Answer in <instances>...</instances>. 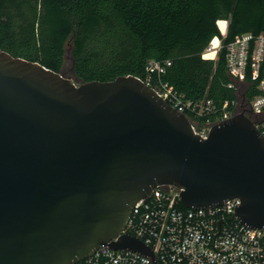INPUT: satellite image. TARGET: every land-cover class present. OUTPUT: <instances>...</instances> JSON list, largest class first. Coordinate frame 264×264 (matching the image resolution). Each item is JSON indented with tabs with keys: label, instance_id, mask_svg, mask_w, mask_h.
Returning <instances> with one entry per match:
<instances>
[{
	"label": "water",
	"instance_id": "1",
	"mask_svg": "<svg viewBox=\"0 0 264 264\" xmlns=\"http://www.w3.org/2000/svg\"><path fill=\"white\" fill-rule=\"evenodd\" d=\"M157 186L186 208L238 198V220L264 231V137L239 113L203 140L137 77L79 84L0 49V264L152 256L120 232Z\"/></svg>",
	"mask_w": 264,
	"mask_h": 264
},
{
	"label": "trees",
	"instance_id": "2",
	"mask_svg": "<svg viewBox=\"0 0 264 264\" xmlns=\"http://www.w3.org/2000/svg\"><path fill=\"white\" fill-rule=\"evenodd\" d=\"M219 20L228 23L224 37ZM246 33L264 36V0H0V49L13 57L60 72L71 39L79 84L121 76L145 82L148 61H170L159 81L217 109L237 99L227 87L226 46ZM215 37L216 58L203 59ZM243 79L250 101L259 94L257 81L249 71Z\"/></svg>",
	"mask_w": 264,
	"mask_h": 264
},
{
	"label": "built area",
	"instance_id": "3",
	"mask_svg": "<svg viewBox=\"0 0 264 264\" xmlns=\"http://www.w3.org/2000/svg\"><path fill=\"white\" fill-rule=\"evenodd\" d=\"M224 23L225 33L219 30L223 37L228 26ZM210 44L206 51L210 50ZM220 47L219 41L216 53ZM225 61L229 89L237 91L236 83L245 86L243 78L247 71L250 81H257L259 94L245 100L239 113L264 137V36L246 33L236 37L226 46ZM170 65V61H148L144 83L173 109L191 114L188 119L192 130L201 139H207L212 126L236 115L237 99L231 104L224 102L217 109L210 100H185L159 81L158 77ZM154 75L157 80H153ZM179 204L177 188L157 186L132 207L120 236L127 234L138 239L150 248L152 256L103 245L77 264H264V231L247 228L238 220L235 207L240 206V199L233 198L207 209L183 205L181 208Z\"/></svg>",
	"mask_w": 264,
	"mask_h": 264
},
{
	"label": "rangeland",
	"instance_id": "4",
	"mask_svg": "<svg viewBox=\"0 0 264 264\" xmlns=\"http://www.w3.org/2000/svg\"><path fill=\"white\" fill-rule=\"evenodd\" d=\"M71 50H72V42H71V39H68L67 42L65 43L64 64H63V68H62L61 72L66 77L77 81L76 78L74 77L73 73H72ZM236 84H237L236 85L237 86V92H236V96H237V111L236 112L237 113L236 114H238L240 112V110L243 109L242 106L245 105V99L243 98V92H244L246 87L242 84H238V83H236Z\"/></svg>",
	"mask_w": 264,
	"mask_h": 264
},
{
	"label": "bare ground",
	"instance_id": "5",
	"mask_svg": "<svg viewBox=\"0 0 264 264\" xmlns=\"http://www.w3.org/2000/svg\"><path fill=\"white\" fill-rule=\"evenodd\" d=\"M217 25L219 26V30L222 32V33H225V23H224V20H219V23H217ZM218 44H219V39L217 37L213 38V40L211 41V48L210 50L206 51L203 56L204 58L203 59H215L216 57V49L218 47Z\"/></svg>",
	"mask_w": 264,
	"mask_h": 264
}]
</instances>
